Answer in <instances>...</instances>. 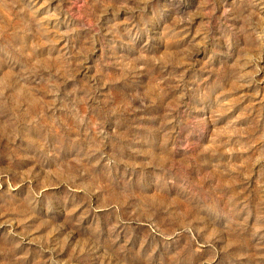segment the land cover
<instances>
[{"label":"rangeland","instance_id":"1","mask_svg":"<svg viewBox=\"0 0 264 264\" xmlns=\"http://www.w3.org/2000/svg\"><path fill=\"white\" fill-rule=\"evenodd\" d=\"M0 264H264V0H0Z\"/></svg>","mask_w":264,"mask_h":264}]
</instances>
